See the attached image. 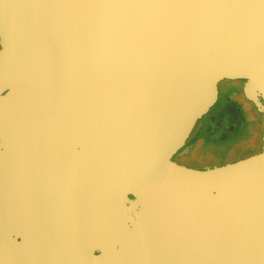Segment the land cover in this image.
Here are the masks:
<instances>
[{"label":"water","instance_id":"95a60500","mask_svg":"<svg viewBox=\"0 0 264 264\" xmlns=\"http://www.w3.org/2000/svg\"><path fill=\"white\" fill-rule=\"evenodd\" d=\"M225 79L264 112V0H0V264H264V150L173 159Z\"/></svg>","mask_w":264,"mask_h":264},{"label":"flooded vegetation","instance_id":"af4514ba","mask_svg":"<svg viewBox=\"0 0 264 264\" xmlns=\"http://www.w3.org/2000/svg\"><path fill=\"white\" fill-rule=\"evenodd\" d=\"M244 86V79H225L219 84L216 102L174 155L176 162L205 169L264 150V112L245 94Z\"/></svg>","mask_w":264,"mask_h":264},{"label":"bare ground","instance_id":"6f19581e","mask_svg":"<svg viewBox=\"0 0 264 264\" xmlns=\"http://www.w3.org/2000/svg\"><path fill=\"white\" fill-rule=\"evenodd\" d=\"M74 247H71V246H69L68 244H66V243H63V257L66 255V253H67V251L70 249L71 250V252H74L75 254H77V252L75 251V248L77 247V246H75V245H73ZM105 248H108V247H105V246H103V249H104V253H103V255L104 254H106V253H108V259H107V261H110L111 260V258H115V257H113V254L115 253V252H112V249L111 250H109V252H107L106 251V249ZM80 250V252H81V254L79 255V259L81 260L82 258L86 261V262H84V264L86 263V264H92V258L90 257L91 255L93 256V255H96V256H98L100 253H101V249L100 248H97V249H94L93 250V252L94 253H88L85 257H84V253H83V248H81V249H79ZM113 251H114V249H113ZM119 252H116V256H117V254H118ZM119 257V256H118ZM79 259H77V258H75L74 259V261L73 262H77V261H79ZM64 258H63V264H65V262H64ZM103 264H108V262H105V263H103Z\"/></svg>","mask_w":264,"mask_h":264},{"label":"rangeland","instance_id":"374dc122","mask_svg":"<svg viewBox=\"0 0 264 264\" xmlns=\"http://www.w3.org/2000/svg\"><path fill=\"white\" fill-rule=\"evenodd\" d=\"M213 147V146H212ZM216 153V152H215Z\"/></svg>","mask_w":264,"mask_h":264}]
</instances>
